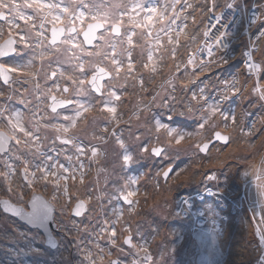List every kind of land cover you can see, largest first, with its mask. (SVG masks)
Masks as SVG:
<instances>
[{
	"label": "snow or ice",
	"instance_id": "snow-or-ice-1",
	"mask_svg": "<svg viewBox=\"0 0 264 264\" xmlns=\"http://www.w3.org/2000/svg\"><path fill=\"white\" fill-rule=\"evenodd\" d=\"M237 6L236 0H226L224 8L234 11ZM224 8L217 0H204L203 6L190 0H0V178L17 201L13 204L3 200L0 205L5 213L35 230L30 234L13 229L29 242L33 253L39 255L42 251L31 246L37 238L50 248L59 247L52 231L55 225L67 237L73 231L77 233L73 239L82 255L80 264H156L150 241L139 231L138 223L133 231L132 218L139 215L136 198L141 195L140 177H121L117 167L121 172H130L136 162V150L150 151L155 157L166 156L168 148L179 146L186 139L191 143L174 149L177 156L180 151L208 153L214 141L229 144L231 137L216 129L237 125L235 110L225 111L224 104L238 96L249 104L255 101L264 111V59L256 62L253 56L259 51L264 57V48H257L259 39L264 38V11L246 17L248 28L258 23L261 26L257 39L250 41L242 53L245 79L241 81L234 74L217 78L218 84L205 82L213 66L223 67L232 58L226 50L227 38L233 33L223 23ZM260 8L264 9V4ZM198 14L207 16L209 21L199 41ZM189 20L193 25L191 32ZM191 45H195L194 50ZM181 48L185 49L183 55ZM137 50L138 58L134 56ZM221 51L223 55L217 56ZM5 58L24 62H8ZM165 63L168 72L167 79L159 85L161 91L151 99L141 97V92H148L145 75L151 81ZM252 77L255 81L249 87ZM20 83L30 86L22 90L12 87ZM5 87L11 91H5ZM210 87L216 92L215 98L211 97ZM129 88L138 99L124 120L120 105L127 102ZM178 88L184 94L179 99ZM13 96H18L22 107L10 103ZM154 105L168 109L166 121L157 118V114L149 115ZM241 115L246 119L250 114L244 111ZM175 116L194 120V126H173ZM133 120L136 131L132 130ZM121 124L127 125L134 144L124 139ZM261 125L257 129L255 122L244 124L241 132L253 137L264 131V117ZM142 126L147 127L152 140L165 138L163 144L167 148L161 144L149 149V142L139 134ZM206 132H211L210 138L205 137ZM88 135L96 143H85L82 137ZM261 143L264 145V139ZM110 156L114 159L110 167H105ZM93 164L98 165L95 181L86 183ZM251 168L243 177L248 182L251 176L250 182L258 192L256 207L261 211L255 230L260 240L257 264H264V153L260 165ZM173 171L171 163L163 170L165 184ZM17 175L21 183L14 188L12 178ZM216 179L214 172L205 176L206 181ZM191 182L189 178L187 183ZM37 185L45 192L51 186L49 198L37 195ZM155 187L160 190L158 180ZM26 190L32 193L28 200L24 199ZM206 191L213 194L210 189ZM224 191L219 188V192ZM143 195L147 198V193ZM94 201L102 215L92 223L89 211ZM105 201L112 207L110 216L103 214ZM181 203L188 207L177 211V216L191 207L187 199ZM57 211L67 218L71 229L58 220ZM212 211L209 207L208 212ZM256 214L254 209L253 215ZM86 216L89 223H84ZM80 233L90 235L87 243ZM101 241L110 247L106 249ZM112 249L123 258H113Z\"/></svg>",
	"mask_w": 264,
	"mask_h": 264
},
{
	"label": "rangeland",
	"instance_id": "rangeland-1",
	"mask_svg": "<svg viewBox=\"0 0 264 264\" xmlns=\"http://www.w3.org/2000/svg\"><path fill=\"white\" fill-rule=\"evenodd\" d=\"M192 3H199L201 6L204 5V0H190ZM220 8H224L226 0H217ZM230 2V0H228ZM236 9L243 8L244 11L250 10L252 7L258 9V13L264 11L260 8L261 4H264V0H236ZM219 11V8L217 9ZM226 10V8H224ZM207 16H200L198 14V41L203 38L202 33L204 31V21ZM241 19V16H240ZM188 31L191 32L193 25L191 20L188 21ZM261 26L259 23L252 26L249 30H254ZM239 29L232 41V45L228 54L232 57L229 60V64L220 66H213L212 71L208 74L205 82L210 85L218 84V79L230 78L232 75H238L239 79L243 81L245 79L243 73L244 70L242 60L244 57L242 53L247 49V42L242 37L241 25H238ZM237 27V28H238ZM239 45V47H237ZM193 50L195 45H191ZM258 49L264 48V38L259 39L257 44ZM185 49H180V54L183 55ZM256 53V52H255ZM233 54V55H232ZM223 55V54H221ZM218 56V55H217ZM256 62H260L264 57L260 54H254ZM192 69L189 68V72ZM168 65L163 64L159 73L148 82L145 77V87L148 89L147 93H140V96H147V98L155 95L157 91H161L159 85L167 79ZM254 78L249 80V87L254 83ZM203 79V78H202ZM209 92L212 98H215L216 92L213 88H209ZM180 95H184L179 92L178 88V99ZM247 95V93H245ZM136 98V99H135ZM137 96H133L132 102L136 104ZM147 102V101H145ZM225 111L229 109L235 110L237 114V125L224 129L223 127L217 128L216 131H221L222 134L231 137L229 144L225 145L223 142L217 145H212L211 150L208 153H199L195 150L185 153L180 151L179 156L176 155L174 149H183L188 147L191 143L190 140L186 139L181 145L175 146L174 148H168L166 156L153 159L151 152L142 153L138 156V150L136 155V165H141L144 168V172L140 173L139 177V189L141 195L137 205L138 216L132 218L133 220V231L135 233V225L139 224V231L143 234L145 239L150 241L149 247L152 255L156 261V264H257L260 259V252L258 246L260 240L255 234L256 223L259 222L260 209L256 211V215H253L248 208V204L256 207L258 200L257 188L250 181L252 177H248V182L245 181L243 173L245 171H251L252 165H260L261 153H264V145L261 141L264 139V131H259L253 137H248L240 131L242 122L243 124H252L255 122L256 128L261 129V117H264V111H262L258 104L253 101L249 104L248 100L241 99L239 96L233 98L229 102L224 104ZM247 111L250 115L245 119L242 117V112ZM157 114V118L167 120V116L170 114L168 109L158 106H153V113L149 115ZM143 116L144 114L141 113ZM124 120L129 118V112L123 115ZM173 126L188 127L194 126V120H189L184 117L175 116L173 117ZM111 124L109 125V127ZM120 130L123 131L124 139L130 144L135 142L129 138L127 125L121 124ZM133 131H136L135 120H133ZM188 130H191L190 128ZM111 131V130H109ZM142 139L149 142V149L152 146H161L165 138L162 137L161 141L157 142L151 139V136L146 126L140 128ZM206 138L211 137V132L205 133ZM251 140V143L249 141ZM132 141V142H131ZM167 148L166 144H163ZM230 147V148H229ZM232 147V148H231ZM219 149V151H218ZM230 149H233L232 151ZM221 155V157H220ZM179 164L175 167V163ZM63 159V158H61ZM114 157L110 156L108 162L104 164L105 167H110ZM171 163L173 167V173L170 174L171 178L167 184L162 176L163 170L167 165ZM95 171L98 165L94 164ZM20 165H17L19 168ZM161 175L158 177L157 173ZM180 175L177 176L176 173ZM215 173L217 179L213 181H206L205 176L211 173ZM129 172L123 174H117L121 177L129 176ZM131 174H134L132 172ZM173 174V175H172ZM96 175V172L93 174ZM94 176L85 177V182L95 181ZM191 178V183H187V180ZM15 188L17 184L21 183L19 175L12 178ZM159 181L160 190H156V182ZM79 180H77L78 182ZM123 183V180L120 181ZM180 186H177V185ZM100 185L103 187V177L100 178ZM205 187L210 188L214 191V195L206 199L203 203H199L198 206L202 208L205 216L214 222L220 217H226V222L221 223V232L213 231L209 237L205 232L190 231L189 230V219L184 214L177 216L176 212L180 211L181 208L185 207L181 202L182 196L191 195L194 191ZM219 188H224V192H219ZM171 189V190H169ZM37 191L39 189L37 188ZM107 191H111V185L108 186ZM147 193V198L143 195ZM32 195L30 190H26L25 200H28ZM47 197L49 195L46 192ZM9 200L11 203H17L15 197H13L7 191V184L0 178V201ZM243 202V206H240V202ZM165 201L167 206L165 207ZM62 202V201H61ZM115 204V202H113ZM159 204V208L154 206ZM59 207V205H57ZM211 207L212 213L208 212V208ZM112 207L107 205L105 201V207L103 214L111 215ZM101 209L93 202V206L90 211L91 217H93V223L96 219L101 218ZM56 216L58 220L66 225L67 228L71 229L72 225L68 222L65 216H61L57 211ZM125 219H128L127 213H125ZM163 219L164 221H162ZM85 223H89V219L83 218ZM16 228L30 234L34 233V229L27 227L21 220L13 217L11 214L3 211L2 205H0V264H55L57 260L54 254L59 255V260L62 256L65 257V264H80L82 255L78 252L74 246V237L77 235L75 231L72 232L71 237L65 236L62 232H57V243L58 248L45 249V245L39 238L35 239L31 246L40 247L41 254L37 255L33 253L29 248V242L20 238L19 231H14ZM55 233V231H54ZM87 243L90 239L88 233L79 234ZM55 236V235H54ZM184 237L181 243H177L181 237ZM56 237V236H55ZM170 241V242H169ZM101 244L107 249L110 247L105 241H101ZM47 246V245H46ZM45 250H51L56 252H44ZM115 250V249H112ZM253 250V252H251ZM251 252L250 254H247ZM115 253V252H113ZM247 254V255H246ZM117 255H121L116 252L113 254V258ZM123 258V256H122Z\"/></svg>",
	"mask_w": 264,
	"mask_h": 264
},
{
	"label": "flooded vegetation",
	"instance_id": "flooded-vegetation-1",
	"mask_svg": "<svg viewBox=\"0 0 264 264\" xmlns=\"http://www.w3.org/2000/svg\"><path fill=\"white\" fill-rule=\"evenodd\" d=\"M4 35L5 36H7V28H6V26H5V32H4ZM138 53H139V50H137V52L136 53H134V56H137V58H138ZM27 59V57H25L24 58V60H26ZM5 60L6 61H8V62H16L17 60H18V62H20V63H23L24 62V60H19V58H16V60H9L8 58H5ZM145 77L147 78V81L148 82H150L149 80H148V77H147V75H145ZM152 81V80H151ZM30 85H28V84H22V83H20V84H14L12 87L13 88H15V89H17V90H22L23 88H25V87H29ZM4 90L5 91H11V89H8L7 87H5L4 88ZM129 95H128V97L126 98V100H127V102L125 103V104H121L120 105V111H122L123 112V115L125 114L126 115V113L127 112H129V115H130V113H131V110L134 108V106H135V104L132 102V100H133V96L135 95L134 93H132V90H131V88H129ZM151 98V97H150ZM136 99V98H135ZM149 99V98H148ZM11 104H13V105H15V106H17V107H22L21 105H19L18 104V96H13V99H12V101L10 102ZM244 124H243V122H242V125H241V127L243 126ZM112 127H113V125H111L110 127H109V130H112ZM96 131L97 132H99V128H97L96 129ZM240 131H241V129H240ZM228 136H229V134H228ZM82 139H84V141H85V143H88V142H93V143H96V141H92L91 140V136L90 135H88V136H84V137H82ZM133 141V140H132ZM131 141V142H132ZM221 144L222 142H217V143H215L214 145H217V144ZM131 144V143H130ZM230 148V147H229ZM232 148V147H231ZM142 155V153H139L138 152V156H141ZM152 156V155H151ZM161 157V156H160ZM160 157H155V156H152V158L153 159H155V158H160ZM182 162L184 163V158H182ZM183 163H175L174 165H175V169H176V166H179V164H183ZM85 165H86V167H87V165H88V161L87 160H85ZM95 166H94V164L91 166V171H89L88 172V174L86 175V177L87 176H94V177H96V175H93L96 171H95V168H94ZM131 168H132V170L128 173V175L129 176H134V177H139V175H140V173H143L144 172V168L141 166V165H136L135 163L131 166ZM0 170H2V166H0ZM117 174H123L124 172H121L120 171V169H119V167H117ZM132 172H134V174H131ZM174 174V173H173ZM172 174V175H173ZM77 180H79V177L77 178ZM69 184L71 185L72 184V182H71V180L69 181ZM77 184H78V182H77ZM139 187V186H138ZM37 188L39 189V191H37V194L38 195H41V196H43V197H45V198H48L47 197V195H46V192L43 190V188L40 186V185H37ZM70 190H72V189H70ZM50 192H51V186H49V189H48V191H47V194L49 195L50 194ZM186 196H188V195H186ZM185 197V196H184ZM138 201L140 200V197H139V195H138V197L136 198ZM188 200H190V198H188ZM138 205V204H137ZM70 207H71V205H70ZM127 206H125V208H126ZM137 207V206H136ZM91 211V210H90ZM89 211V212H90ZM78 221H79V219L80 218H76ZM162 221H163V219H161ZM84 223H85V221H84ZM189 228V230L190 231H193L190 227H188ZM52 231H53V235H55L56 236V238L57 239H59V237L57 236V232H61V231H59L58 229H56V228H54V229H52ZM54 231H55V233H54ZM194 231H200V232H202L203 230H194ZM45 249H50V247H48V246H46L45 245V247H44ZM45 251H51V250H45ZM44 251V252H45ZM55 251V250H54ZM51 252H53V251H51Z\"/></svg>",
	"mask_w": 264,
	"mask_h": 264
},
{
	"label": "built area",
	"instance_id": "built-area-1",
	"mask_svg": "<svg viewBox=\"0 0 264 264\" xmlns=\"http://www.w3.org/2000/svg\"><path fill=\"white\" fill-rule=\"evenodd\" d=\"M254 12L255 13H258V9L256 7H252L248 11H243V13H239L236 10H234V11L233 10H229V9L224 10L225 19H224L223 23L228 24V26H229V29L228 30L233 33V35L231 37L227 38L228 49L231 48L232 39H233V37H234V35L236 33V30H237L238 25L241 22H244L243 34H244L245 41L247 42V47H248L250 41H254V40L257 39V37L259 35V28H260V26L257 27L256 29L250 31L249 28H248L247 19H246V17H251V15ZM240 16H241V19H240ZM208 23H209V21H208V18H207L206 21H205V27H206V25ZM211 23H215V21L212 20ZM246 28L248 29L247 31L245 30ZM258 43H259V41L257 42V44ZM220 54H223V52L221 51V52H217L216 53V55H220ZM254 54H255V52L253 53V56H254ZM243 62H244V59H243Z\"/></svg>",
	"mask_w": 264,
	"mask_h": 264
},
{
	"label": "bare ground",
	"instance_id": "bare-ground-1",
	"mask_svg": "<svg viewBox=\"0 0 264 264\" xmlns=\"http://www.w3.org/2000/svg\"><path fill=\"white\" fill-rule=\"evenodd\" d=\"M240 25H241V30H242V27L244 26V22H241L240 23ZM238 29H239V27L237 28V31H238ZM235 37V36H234ZM234 37H233V39H234ZM258 53H259V51L256 53L257 54V57H258ZM255 54V55H256ZM260 54V53H259ZM231 151L233 150V149H230ZM220 157H221V155H220ZM89 215H90V212H89ZM86 218L88 219V217L86 216ZM88 222H90V221H88ZM92 223H93V220L91 221ZM46 252H51V251H45V253ZM53 252H56V251H53ZM113 252H117L116 250H113ZM251 252H253V250H251ZM251 252H248L247 254H250ZM246 254V255H247ZM54 257L57 259L54 263L55 264H65V262H66V260H65V257L64 256H62V254H61V259L59 260V255L58 254H54Z\"/></svg>",
	"mask_w": 264,
	"mask_h": 264
},
{
	"label": "trees",
	"instance_id": "trees-1",
	"mask_svg": "<svg viewBox=\"0 0 264 264\" xmlns=\"http://www.w3.org/2000/svg\"><path fill=\"white\" fill-rule=\"evenodd\" d=\"M236 33H237V30H236ZM236 33H235V35H236ZM235 35H234V36H235ZM241 35H242V37H244L243 31H242V34H241ZM243 40L245 41V38H244ZM232 41H233V39H232ZM237 47H239V45H237ZM217 142H218V141H215V142H213V144H214V143H217ZM182 163H183V162H182ZM8 214H10V213H8ZM163 221H164V220H163ZM180 237H181V239L178 240L177 243H181V242L183 241L184 237H182V236H180ZM169 242H170V241H169ZM112 252H113V250H112ZM113 254H116V253H113Z\"/></svg>",
	"mask_w": 264,
	"mask_h": 264
},
{
	"label": "water",
	"instance_id": "water-1",
	"mask_svg": "<svg viewBox=\"0 0 264 264\" xmlns=\"http://www.w3.org/2000/svg\"><path fill=\"white\" fill-rule=\"evenodd\" d=\"M215 142V141H214ZM38 195V194H37ZM4 199H2L1 201H3ZM11 203V202H10ZM17 218V217H16ZM17 219H19V218H17ZM20 220V219H19ZM55 228V225H52V229H54Z\"/></svg>",
	"mask_w": 264,
	"mask_h": 264
}]
</instances>
